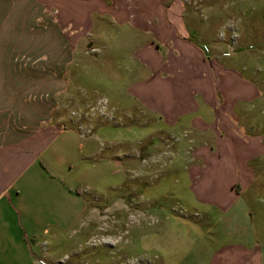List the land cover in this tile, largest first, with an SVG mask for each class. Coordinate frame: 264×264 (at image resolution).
<instances>
[{"label":"crops","instance_id":"obj_1","mask_svg":"<svg viewBox=\"0 0 264 264\" xmlns=\"http://www.w3.org/2000/svg\"><path fill=\"white\" fill-rule=\"evenodd\" d=\"M107 1L112 5L99 0H0V264H44V245L55 242L86 212L84 183L91 172L86 162L93 152H83L90 142L79 129L64 128L59 114L65 82L77 74L71 70L82 56L79 49L90 51L93 45L95 17L145 35L142 58L136 57L138 52L132 57L127 97L159 117L167 130L182 131L189 151L195 147L189 161L200 164L190 173L198 202L235 224L262 216L253 206L264 198V135L253 134L242 123H250L248 107L259 99L258 90L186 45L171 28L168 0ZM193 14L185 11L188 38L194 33ZM31 59L53 67V73L23 69ZM69 98L77 96L72 92ZM249 131L251 137L245 135ZM79 157L86 164L78 188L73 172ZM245 196L254 203L249 205ZM240 250L211 264H231L239 257L242 264H264V251L240 255Z\"/></svg>","mask_w":264,"mask_h":264},{"label":"rangeland","instance_id":"obj_2","mask_svg":"<svg viewBox=\"0 0 264 264\" xmlns=\"http://www.w3.org/2000/svg\"><path fill=\"white\" fill-rule=\"evenodd\" d=\"M165 9L172 30L186 45L258 90L259 99L248 107L250 123H242L244 128L250 125L253 134L264 135V0H168ZM185 11L194 13L189 38ZM94 21L93 45L90 51L79 49L82 56L71 70L77 74L65 82L59 114L64 128L79 129L90 142L83 152H93L86 162L91 167L84 183L87 209L55 242L44 245V264H211L238 248L240 255L251 249L263 252L264 198L253 206L262 216L244 220V225L205 208L191 188L190 173L200 167L189 161L195 147L189 151L182 144L187 140L182 131L167 130L159 117L138 109L127 97L134 76L132 57L138 52L136 57L142 58L145 35L118 28L107 17ZM26 68L54 69L32 59L25 60ZM72 92L76 100L69 98ZM251 131L245 135L251 137ZM82 158L73 172L78 188L86 164ZM231 262L243 263L240 257Z\"/></svg>","mask_w":264,"mask_h":264}]
</instances>
